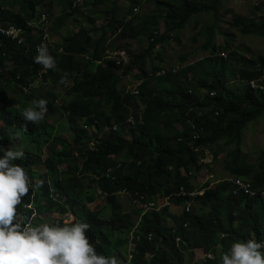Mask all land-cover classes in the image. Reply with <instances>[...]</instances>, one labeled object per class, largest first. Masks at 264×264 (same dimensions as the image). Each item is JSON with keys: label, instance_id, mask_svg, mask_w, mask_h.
<instances>
[{"label": "trees", "instance_id": "1", "mask_svg": "<svg viewBox=\"0 0 264 264\" xmlns=\"http://www.w3.org/2000/svg\"><path fill=\"white\" fill-rule=\"evenodd\" d=\"M74 1L0 0V27L15 25L25 31L22 43L0 31V146L22 149L24 155L15 163L26 170L33 183L41 181L36 191L29 188L20 205L28 201L33 205L31 194L35 193L37 202L31 210L71 212L92 226L89 242L98 253L116 255L125 262L122 235L135 227L141 211L125 212L119 201L121 193L131 192L127 200L132 204L136 200L150 204L161 194H172L176 207L192 202L191 209L183 210L180 216L164 208L161 213L147 212L140 219L131 264H200L192 250L197 247L216 253L213 259L206 258L205 264H219L221 254L236 240L264 242V199L260 197L264 191V151L256 162H249L241 152L245 127L264 117V56L247 57L249 48L243 47L242 53L230 48L228 33L221 30L216 16L223 0H150L155 8L148 13H134L138 0L127 7L122 0H81L72 9ZM54 8L59 13H53ZM43 13L54 35L47 48L55 65L46 71L31 59L36 46L46 43L44 32L35 34L29 26ZM198 14L212 15L198 32L203 37L205 56L188 61L184 54L179 67L171 66L167 73L157 74L166 66L161 44L179 40L178 34ZM98 21L100 26H96ZM233 21L245 36L264 38V15L238 14ZM162 24L166 29L161 33ZM217 35L225 41L218 44ZM134 40H147L148 45L132 52L129 43ZM125 47L130 51L127 64L106 60L107 51ZM220 48L227 52L226 57L218 54ZM157 58L162 62L154 63ZM139 67V94L123 90L120 86L125 78ZM258 79L261 89L246 85ZM236 80L240 81L238 87L229 88L228 84ZM68 81L71 84L65 96L60 97L55 88ZM39 82L46 83L43 122L23 121L20 110L39 96L24 89ZM8 102L23 107L12 108ZM49 116L56 117L55 121L46 122ZM131 116L137 120L134 128L128 124ZM85 117L88 124H97L100 133L115 124L118 131L100 138L97 148L87 150L82 161L68 152H64V159L55 158L54 153L61 156L57 154L60 143L71 151L75 145L99 138L100 133L80 129ZM60 120L70 128L71 139L60 136ZM164 122L167 129L162 127ZM220 145L226 151L223 170L230 178L248 180L256 197L234 194V184L227 179L213 185L204 183L201 188L194 186L199 160L207 149ZM111 167L113 180L106 176ZM83 175L97 177L108 213L89 210L88 204L96 198L88 181L81 179ZM44 178L57 190L59 202L53 200L51 186L44 184ZM181 188L186 196H177ZM105 225L118 231L114 240L98 229ZM148 233H152L151 240ZM217 244L221 246L219 253L215 251Z\"/></svg>", "mask_w": 264, "mask_h": 264}, {"label": "clouds", "instance_id": "2", "mask_svg": "<svg viewBox=\"0 0 264 264\" xmlns=\"http://www.w3.org/2000/svg\"><path fill=\"white\" fill-rule=\"evenodd\" d=\"M80 1L81 0H75L73 2L72 9H75L77 7V3H80ZM4 34L8 33L5 32ZM122 50L126 49L107 51L106 60H114V58H109V53L119 52ZM221 52H225L226 55L224 56L221 54ZM218 54L224 57L227 56V52L223 49H220ZM31 59L33 63L41 65L42 70L45 71L50 68H54L55 65L54 58L52 55H50L48 48L44 45V42H41L36 46V55H34ZM169 68L171 67L166 65L164 68L158 70L157 74H165L168 72ZM163 70H165V72H163ZM176 70L177 68L173 69L174 72H176ZM41 72L45 73L44 71ZM258 80L252 81L260 82ZM252 81L248 83L246 82V85L250 86ZM238 82L240 81L236 80L230 82L228 86L232 83ZM33 85L46 86V83L39 82L34 83ZM33 85L24 89V91L28 92ZM250 89H252L251 86ZM130 92L133 94H139L140 91L139 89H136ZM46 104L47 101L43 98L33 99L30 105L20 110V116L22 117V120L32 123L41 121L45 112L47 111ZM60 121H62L60 123L62 124L61 127L63 128L60 136L62 138L65 136L68 139H71L72 133L69 131L70 128L66 127L65 121ZM130 123L131 127L134 128L136 126L137 120L134 118V116H131L128 120V124ZM80 126V129L84 131L100 133L99 129H97V124L90 125L87 123V117H85V119L80 122ZM117 131L118 124H115L112 127L106 126L104 131L100 133L101 135L99 138H96L90 143L86 141L80 143L79 145H75L72 147L71 151L64 150V147L62 146L63 143H60L57 145V149L60 151V153L57 154H61V156H55L54 153V157L57 159H64V152H68L70 155H73L74 158L82 161L87 150H95L97 148L96 144H98L100 138H106L107 135ZM0 153H2V155H0V264H131L133 240L135 237L137 238L136 228L140 222V219L147 212L161 213L164 208H168L170 213L180 216L183 210L188 212L191 209L192 202H187L184 207H181L182 212L180 214L173 213L170 210V207L174 206L172 204V194L170 196H165L162 194L158 195L157 198H155L156 201L154 200V202L150 204H141L138 200L134 201L133 205L138 204L139 208L137 210L138 212L141 211V213L137 218H135V227H133L129 233L122 235V238L125 241V246L121 250L122 256L125 259L124 262V260L116 255L105 256L103 253H98L95 250L93 244L89 242V239L91 238L92 226H89L84 221H81L82 219L76 218L71 212L60 213L58 211H53L45 213L40 212L37 209L31 210L32 206L35 207L34 203L37 202L33 196L35 193L31 194L33 205L29 204V201L20 205L26 193L29 192V188H32L33 191H35L40 187L41 181L36 180L35 183H33L32 180H30L31 177L26 173V170L21 165L15 163L18 158L23 157L24 152L22 149L15 148L13 146L12 148L0 146ZM47 156L48 155L45 154V159ZM118 159L122 161L121 158ZM202 159H208L207 152H205V155ZM210 161V158L207 162L203 161V165H201L202 168L205 166L204 164L209 166ZM121 166L122 165H119L118 168ZM86 176H90V178L85 179ZM106 176L107 178H111V180L115 178L113 167L107 170ZM81 179L88 181L89 185H91V189L89 190L93 192L96 198L94 203L97 206L98 204H101L95 209L91 207L92 205L95 206V204H88L89 210H107L109 206H107V204L104 202V199L106 198L105 193L98 187L97 177L93 175H83ZM234 179L241 178H228L227 180L233 182ZM245 181L249 182L248 180ZM44 184L51 186L49 189L51 191L52 198L54 201L59 202L60 198H58L57 190L47 181L44 182ZM253 192L255 193L254 197H256L257 192L254 190ZM263 192H261V196ZM238 193L240 192H237L236 194ZM195 194L196 193H191L190 195L194 196ZM199 194H203V191H201ZM121 195L128 199L132 196V193L125 191L124 193H121ZM186 195L187 192L184 190V188H181L177 193V196ZM47 203L48 202L44 200L43 204L46 205ZM106 212L108 213V211ZM170 222L171 219H167L168 225L171 224ZM98 229H101L104 233L109 234L110 240H114V236L116 235V232H118L114 229V227H109L107 225L104 227H98ZM147 238L148 240H151L152 233H148ZM175 242H180L179 238H175ZM215 246L220 245L217 244ZM262 247H264V242H260L255 239L245 238L243 240H236L231 243L226 252L221 254L219 258V264H264V253L261 252ZM197 248L202 249L205 257L203 260L200 259L195 262L205 264L206 258L213 259L215 257L216 253L212 251H205L203 247ZM197 248L192 250L194 251ZM119 260L122 262L120 263Z\"/></svg>", "mask_w": 264, "mask_h": 264}, {"label": "rangeland", "instance_id": "3", "mask_svg": "<svg viewBox=\"0 0 264 264\" xmlns=\"http://www.w3.org/2000/svg\"><path fill=\"white\" fill-rule=\"evenodd\" d=\"M84 1V0H83ZM132 1L134 0H122L123 6L127 7L132 4ZM139 5H136V11L139 13H148L151 10L155 8L154 1L150 0H138ZM46 3L48 2H56V0H45ZM80 7L83 8L80 4ZM57 14L59 13L56 8L53 9V13ZM88 12V11H85ZM134 13H130L133 15ZM245 15V16H253L256 18L260 17L261 15H264V0H223L222 6L219 8L216 16L219 20V26L221 30H224L228 33V43L230 45L231 49L237 50L239 53H242L243 47L249 48V53L245 54L246 56H252V57H259L264 56V38L254 35L245 36V34H242L240 32L239 28L235 25L233 19L235 15ZM211 14H198L196 15L191 22L185 27V29L181 30V32L178 34L179 40H171V42L163 43L160 46V49L163 50V58H164V64L171 67H179V65L182 64V55L187 54L188 61H193L196 59H200L207 52L202 50V43H203V37L198 34V32L201 30L203 26H205L206 22L211 18ZM71 23V20L69 21V24ZM101 21H98L96 23V26L101 25ZM85 26L89 27L87 23H84ZM166 26L162 24V27L160 29L161 33L165 31ZM46 36V43L44 45L47 47V42L53 41V33L50 32V30L47 28L45 32ZM94 36L96 35L93 34ZM223 41H225V38L222 35H217V43L220 44ZM130 42V41H129ZM49 44V43H48ZM130 45V51L136 52L140 50L142 47L148 45V41H138L134 40L129 43ZM125 49L128 51L130 56V51L125 47ZM221 49V48H220ZM159 58V57H158ZM153 60L154 63H161L162 61L160 59ZM151 64V63H150ZM152 66V64H151ZM140 67L135 70V72L132 75H129L125 78L124 82L121 84V88L125 91H134L138 89L139 83H141V75L142 73ZM71 84V81L64 82L62 85H58L55 89V92L60 96H65V92L68 88V86ZM45 86H35L33 85L30 88V93L32 95L39 94V96L36 99L45 98L44 90L46 89ZM238 86L236 83H232L229 85V88L236 89ZM49 88V84L47 85V89ZM12 96V95H11ZM59 102V99L57 100ZM12 108H22V104L20 103H7ZM30 105V103L28 104ZM27 105V106H28ZM47 117V116H45ZM58 117V116H57ZM56 117L49 116L46 119V122L52 123L54 122ZM43 122V119L40 121ZM62 122V121H58ZM61 126V125H60ZM162 127L167 129L168 123L164 122L162 123ZM242 148L241 152L246 156L247 160L249 162H256L257 158L260 156V154L264 151V117L259 118L254 123L248 124L244 131L242 136ZM223 147L220 145L217 148L207 149V155L208 160L211 159L209 166L206 165L201 168V165H203V159L199 160L200 169L198 174L196 175V179L194 178L193 183L194 186H197V188H201L204 183H210L211 185L217 183L221 179H228L230 178L229 174L226 173L223 170V160L225 157L226 151H222ZM214 153H217V155H214ZM90 178V176H86L85 179ZM46 181L47 178H44ZM163 200V199H162ZM119 201H121L124 205L125 212H131L134 209H138V204H131L129 200L125 196H120ZM95 204V203H93ZM101 204H98L100 206ZM98 206L95 204V206H91L92 208H98ZM170 210L175 214H180L182 212L181 207H170ZM107 211H109V208H107ZM221 250L220 246H215V251L219 252ZM195 255V261H198L200 259L203 260L205 257L203 254L202 249H195L194 250Z\"/></svg>", "mask_w": 264, "mask_h": 264}, {"label": "built area", "instance_id": "4", "mask_svg": "<svg viewBox=\"0 0 264 264\" xmlns=\"http://www.w3.org/2000/svg\"><path fill=\"white\" fill-rule=\"evenodd\" d=\"M134 9L136 10V8ZM47 25H48L47 15L45 13L41 14L39 21L29 23V26L31 27V31H33V33L38 34L40 31H43L44 36L46 35L45 32L47 29ZM0 30H3L1 31L2 34L11 40H17L18 43H22L24 41L25 31L22 27L10 25L8 28L0 27ZM5 32H7L8 34H4ZM109 54H110L109 58H114V60L117 62L118 65L126 64L130 58L129 53L126 50H122L119 52H112ZM221 54H223L224 56L226 55L225 52H221ZM163 72H165V70H163ZM258 81H261V79H259ZM250 86L252 89L260 88V86H258L257 81H252L250 83ZM203 161L207 162L208 159H205ZM233 184H234V189H233L234 194H236L237 192H243L245 195H248L250 197L255 196V193L253 192L252 186L249 182L242 179H234ZM261 197L264 198V192L262 193Z\"/></svg>", "mask_w": 264, "mask_h": 264}, {"label": "bare ground", "instance_id": "5", "mask_svg": "<svg viewBox=\"0 0 264 264\" xmlns=\"http://www.w3.org/2000/svg\"><path fill=\"white\" fill-rule=\"evenodd\" d=\"M16 61H17V60H16ZM20 61H21V60H20ZM1 100H2V99H1ZM35 191H36V190H35ZM64 194H65V193H64ZM86 194H87V192H86ZM86 194H85V195H86ZM65 202H66V201H65ZM62 203H63V202H62ZM63 204H64V203H63ZM36 207H37V206H36ZM123 221H124V220H123Z\"/></svg>", "mask_w": 264, "mask_h": 264}, {"label": "crops", "instance_id": "6", "mask_svg": "<svg viewBox=\"0 0 264 264\" xmlns=\"http://www.w3.org/2000/svg\"><path fill=\"white\" fill-rule=\"evenodd\" d=\"M17 10V9H16ZM74 31H76L75 29H74Z\"/></svg>", "mask_w": 264, "mask_h": 264}]
</instances>
